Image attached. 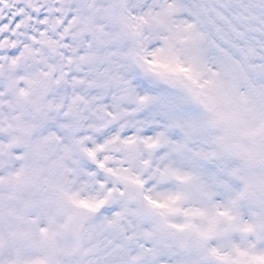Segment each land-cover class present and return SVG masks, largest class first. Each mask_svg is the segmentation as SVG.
Masks as SVG:
<instances>
[{"label": "snow or ice", "instance_id": "obj_1", "mask_svg": "<svg viewBox=\"0 0 264 264\" xmlns=\"http://www.w3.org/2000/svg\"><path fill=\"white\" fill-rule=\"evenodd\" d=\"M0 264H264V0H0Z\"/></svg>", "mask_w": 264, "mask_h": 264}]
</instances>
